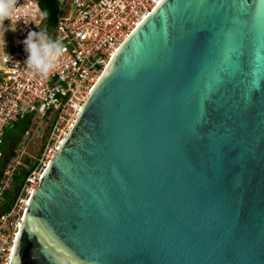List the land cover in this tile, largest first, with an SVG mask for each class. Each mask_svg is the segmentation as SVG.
<instances>
[{
	"label": "water",
	"instance_id": "1",
	"mask_svg": "<svg viewBox=\"0 0 264 264\" xmlns=\"http://www.w3.org/2000/svg\"><path fill=\"white\" fill-rule=\"evenodd\" d=\"M12 264H264V0H163L130 34Z\"/></svg>",
	"mask_w": 264,
	"mask_h": 264
},
{
	"label": "built area",
	"instance_id": "2",
	"mask_svg": "<svg viewBox=\"0 0 264 264\" xmlns=\"http://www.w3.org/2000/svg\"><path fill=\"white\" fill-rule=\"evenodd\" d=\"M162 1L68 0L61 5L64 13L57 24L47 30L53 39L63 42L65 51L56 68L44 77L25 65L22 41L30 31H45L46 15L38 0H15L16 30L5 32L6 47L0 48V161L6 134L17 122L48 116L51 126L41 154L20 188H14L20 157L14 156L1 168L0 264H12L31 195L92 88L123 42ZM3 23L7 26L11 21Z\"/></svg>",
	"mask_w": 264,
	"mask_h": 264
},
{
	"label": "clouds",
	"instance_id": "3",
	"mask_svg": "<svg viewBox=\"0 0 264 264\" xmlns=\"http://www.w3.org/2000/svg\"><path fill=\"white\" fill-rule=\"evenodd\" d=\"M14 10L15 0H0V42H2L0 48L6 47L5 32L9 29L16 30L15 25L19 17L13 19ZM5 19L11 21L7 26L3 23ZM22 43L27 54L24 60L25 65L44 77L56 68L58 59L65 51L63 42L60 39H53L44 30L28 32ZM8 57L11 58L9 55Z\"/></svg>",
	"mask_w": 264,
	"mask_h": 264
},
{
	"label": "trees",
	"instance_id": "4",
	"mask_svg": "<svg viewBox=\"0 0 264 264\" xmlns=\"http://www.w3.org/2000/svg\"><path fill=\"white\" fill-rule=\"evenodd\" d=\"M42 10L46 15V29L45 31L49 30L50 28L54 27L57 24V21L64 13V10L61 8V3L59 0H38ZM31 124V118L28 117L17 122L13 128L9 129L6 134V142L4 146V154L1 158L3 162V166H5L14 156H16V146L21 141L24 132L29 128ZM51 125H49L50 128ZM26 161L24 167L21 168L20 173L16 174L15 177V190L20 188L23 183L25 176L34 168L36 164V160L32 161L28 165ZM1 167V168H2ZM9 206V202L7 203ZM7 208V207H6Z\"/></svg>",
	"mask_w": 264,
	"mask_h": 264
},
{
	"label": "rangeland",
	"instance_id": "5",
	"mask_svg": "<svg viewBox=\"0 0 264 264\" xmlns=\"http://www.w3.org/2000/svg\"><path fill=\"white\" fill-rule=\"evenodd\" d=\"M65 6L68 0H59ZM50 119L48 116L33 117L28 131L24 132L21 141L16 146V156L20 157V166L24 167V163L28 161V165L32 161L37 160L41 154V150L46 140L47 132L49 131ZM13 159V158H12ZM3 162L0 161V175Z\"/></svg>",
	"mask_w": 264,
	"mask_h": 264
}]
</instances>
